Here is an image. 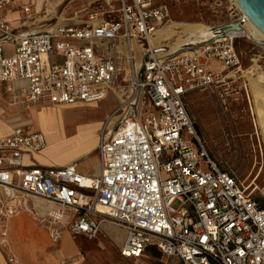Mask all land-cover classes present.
I'll return each mask as SVG.
<instances>
[{"label":"built area","instance_id":"built-area-1","mask_svg":"<svg viewBox=\"0 0 264 264\" xmlns=\"http://www.w3.org/2000/svg\"><path fill=\"white\" fill-rule=\"evenodd\" d=\"M13 1L0 0V98L7 84L11 110L90 104L109 93L119 101L98 133L96 177L82 174L77 161L25 164L26 155L46 147L43 133L29 125L0 134V229L26 214L53 242L65 230L92 240L107 222L125 233L123 258L155 248L181 264H264V206L211 157L184 102L187 93L226 78L223 71L239 69L235 40L246 33L214 32L174 56L148 47L136 69L134 45H150L168 18L166 3L119 0L116 19L90 14L79 26L21 33L3 15ZM22 10L30 16L28 5ZM245 22L241 13L227 24ZM102 40L123 43L124 52L102 56ZM50 54L59 61H49ZM17 81L26 85L16 87Z\"/></svg>","mask_w":264,"mask_h":264},{"label":"rangeland","instance_id":"rangeland-1","mask_svg":"<svg viewBox=\"0 0 264 264\" xmlns=\"http://www.w3.org/2000/svg\"><path fill=\"white\" fill-rule=\"evenodd\" d=\"M28 1L32 0L15 2L7 12V18L24 19L21 28L23 31L48 29L55 25H80L90 14L106 20L116 19L120 7L119 0H36L30 16L22 17L16 7H21ZM151 2L166 3L169 15L151 39L150 45H134V66L139 64V51L148 47L159 56L189 53L202 42L211 39L216 28L242 13L235 0ZM186 24H196L206 30L205 32L209 30V36L205 32L199 34L186 30ZM251 37L246 34L235 40V48L240 57L238 70L223 71L226 78L210 87L187 93L184 102L211 157L220 168L232 172L246 187V193L264 206V139L256 124V105L261 100L253 95L249 78L251 69L257 68L264 73V37ZM97 45L99 53L105 57L120 56L124 46L120 42L104 40ZM211 66L217 70L222 68L216 62H212ZM254 77L256 78L255 70L252 78ZM261 86L264 87V83ZM80 103L35 106L29 109L20 105L14 110L6 103V116H1L18 119L17 121H21L20 125H29L31 129L41 131L46 141L49 139L47 144L50 142V147L54 145L53 149L57 153L74 146L76 149H87L95 138L98 141V136L95 135L96 120L109 111L114 103L112 97L95 105ZM68 156L66 154L62 158ZM96 157L97 151L94 148L79 161L80 170L89 174L98 172ZM103 224L110 223L103 222L101 226ZM86 241L82 237L78 239V243L85 245L82 264H181L176 258L166 257L155 248L146 250L138 259L123 258L118 252L119 247L115 245L116 236L105 232L102 227L95 239Z\"/></svg>","mask_w":264,"mask_h":264},{"label":"crops","instance_id":"crops-1","mask_svg":"<svg viewBox=\"0 0 264 264\" xmlns=\"http://www.w3.org/2000/svg\"><path fill=\"white\" fill-rule=\"evenodd\" d=\"M17 1L19 0H14L12 4L14 5V3ZM32 1L26 2V4H23L21 7L28 5L32 11L33 4L36 0H32ZM11 5L3 10V15L5 19L12 26L20 25L18 30L19 32L24 33V32H33L37 30H44V29H35L28 31L21 30V28H23L24 19H22L23 20L22 21L17 18L18 16L15 17L17 18L15 20L7 18V16L9 15V14L7 15V12L10 10L9 8H12ZM21 7H16V9L19 10V13L21 14L22 17H25ZM72 26H79V25H72ZM123 52H124V46L121 54ZM138 54H139V64L138 66L135 64L136 69H138L141 65V58L143 51H139ZM48 59L49 61H56V60L59 61V58L51 54L48 56ZM25 85L26 83L22 81H17L15 83L16 87L25 86ZM1 88H2V96L0 98V134L4 135L10 133L14 127L20 125L21 121H17L18 119L9 118V116L5 118L4 116H1L5 114L6 111L8 110L6 105V103L8 102L6 101L10 100V94L7 92L8 85L3 83ZM109 97H112V101L114 104L109 111L107 110L100 117V119L96 120L95 122L96 137L98 136L99 130L102 127L105 118L109 114H111L118 105L119 98L112 93L107 94V96L103 100ZM97 103L98 102H94L91 103V105H95ZM47 109L49 110V108ZM48 141L49 139L46 141V147L40 152L26 155L24 157V163L27 165L39 164L46 166H61L69 162L77 161L78 169L82 174L91 177H96L99 175L100 167H99L98 154L96 157V161L98 164V172L96 171L95 173L92 174L84 173L79 168V161L83 157L87 156L88 152L91 151L92 149L95 148L96 150V146H97L96 138L87 149H76V147L74 146L62 153L55 152V150L53 149L54 145L50 147V142L49 145L47 144ZM66 154H69V156L66 158H62V156ZM101 227L105 232L113 233L116 236L117 241L115 245L120 248L125 238L124 231L121 228L112 226L110 224H103ZM1 230L5 231V235H4L5 241L3 243L0 242V264H12L10 261L11 258L18 259L21 264H82L84 262L83 253L85 251L84 250L85 245L82 246L80 243H78L79 237H82V239L86 241L87 238L84 235L72 234L69 231L65 230L61 235L60 238L61 240L57 242H53L49 238L45 228L37 224V222H35L31 216L26 214L14 216L7 219L6 221L3 222V227L0 229V233ZM119 248H118V252H119Z\"/></svg>","mask_w":264,"mask_h":264},{"label":"bare ground","instance_id":"bare-ground-1","mask_svg":"<svg viewBox=\"0 0 264 264\" xmlns=\"http://www.w3.org/2000/svg\"><path fill=\"white\" fill-rule=\"evenodd\" d=\"M243 14V13H242ZM243 17L245 18L246 22L243 26H241L242 30L248 35V36H261L264 37V33H261L250 21L247 19V17L243 14ZM186 30H191L194 32H198L199 34L205 32L206 30L202 29V27H198L196 24H186L185 27ZM206 36H209V30H207ZM204 33V34H205ZM212 33V32H211ZM203 37V36H202ZM251 37V38H252ZM258 39V38H257ZM254 70L256 74V78H252L254 75ZM251 79V89L253 92V95L261 100V103H258L260 106H257V113H258V119H257V127L261 132L262 139H264V87L261 86V83H264V73H261V71H258L257 68L249 70ZM253 80V81H252ZM55 109V108H54ZM51 110V109H50ZM54 112V111H53Z\"/></svg>","mask_w":264,"mask_h":264},{"label":"water","instance_id":"water-1","mask_svg":"<svg viewBox=\"0 0 264 264\" xmlns=\"http://www.w3.org/2000/svg\"><path fill=\"white\" fill-rule=\"evenodd\" d=\"M241 12L249 19V21L264 33V0H235ZM242 28L238 24H224L214 30L218 36H222L227 31Z\"/></svg>","mask_w":264,"mask_h":264}]
</instances>
